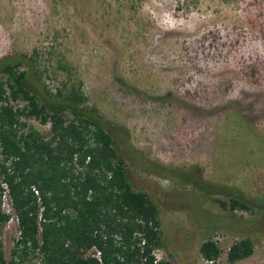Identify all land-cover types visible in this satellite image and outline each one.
<instances>
[{"label":"rangeland","instance_id":"1","mask_svg":"<svg viewBox=\"0 0 264 264\" xmlns=\"http://www.w3.org/2000/svg\"><path fill=\"white\" fill-rule=\"evenodd\" d=\"M5 56L42 98L81 81L132 187L157 204L159 259L206 264L211 239L214 264H264V0H0ZM17 236L12 217L7 260ZM241 239L251 255L228 263Z\"/></svg>","mask_w":264,"mask_h":264},{"label":"trees","instance_id":"2","mask_svg":"<svg viewBox=\"0 0 264 264\" xmlns=\"http://www.w3.org/2000/svg\"><path fill=\"white\" fill-rule=\"evenodd\" d=\"M21 64L0 58V229L14 217L18 230L10 260L0 237V264H170L155 257L163 246L157 204L132 187L81 81L42 98L27 86ZM230 209L250 207L233 198ZM252 248L250 239L232 243L227 262L247 258ZM221 252L211 239L199 246L204 261Z\"/></svg>","mask_w":264,"mask_h":264},{"label":"built area","instance_id":"3","mask_svg":"<svg viewBox=\"0 0 264 264\" xmlns=\"http://www.w3.org/2000/svg\"><path fill=\"white\" fill-rule=\"evenodd\" d=\"M228 249V248H227ZM98 255V253H97ZM156 259H159L156 255H155ZM216 261V260H215ZM214 260H209V261H205L206 264H214L215 262Z\"/></svg>","mask_w":264,"mask_h":264}]
</instances>
